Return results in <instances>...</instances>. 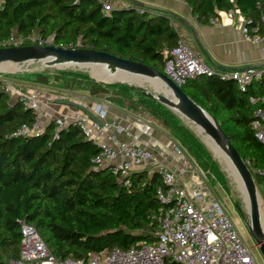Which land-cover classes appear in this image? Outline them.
Returning <instances> with one entry per match:
<instances>
[{"label":"trees","instance_id":"obj_1","mask_svg":"<svg viewBox=\"0 0 264 264\" xmlns=\"http://www.w3.org/2000/svg\"><path fill=\"white\" fill-rule=\"evenodd\" d=\"M184 1L200 25L217 19L222 12L236 10L246 20L249 33L263 30L259 18L264 13V0ZM11 31L36 33L55 46L77 45L108 52L159 72H163L165 51L179 38L164 15L153 16L134 8L112 9L104 15L101 3L94 0L78 4L73 0H2L0 42ZM14 75L8 76L17 85L30 80L37 89L52 85L85 92L90 98L110 95L133 101L139 96L155 107L153 114L202 169L210 172L213 167L193 133L167 108L152 106L155 102L136 88L103 83L71 70L35 71L22 74V79ZM180 88L217 121L247 164L255 184L263 183L254 172L264 168V145L254 138L250 124L254 110L264 109V100L260 101L264 98V76L243 92L235 81L221 79L218 74L196 78ZM36 117L34 110H24L7 94L0 82V264L18 258L22 220L37 230L57 260H86L91 253L115 246L127 250L140 243L153 244L159 228L154 216L161 207L155 195L162 186L160 177L141 169L131 172L129 186H123L110 166L100 167L92 161L99 146L73 124L61 129L57 137L54 119L39 135H12Z\"/></svg>","mask_w":264,"mask_h":264},{"label":"built area","instance_id":"obj_2","mask_svg":"<svg viewBox=\"0 0 264 264\" xmlns=\"http://www.w3.org/2000/svg\"><path fill=\"white\" fill-rule=\"evenodd\" d=\"M80 1L73 0L74 4ZM101 5L104 15L113 9L107 3ZM242 19L241 33L245 39L250 40L246 20L243 17ZM209 23H217V19L212 18ZM259 24L264 30V13L259 18ZM48 44L51 43L42 40L36 33L23 35L16 31H11L9 36L0 42L1 47ZM58 47L78 48L77 45ZM163 74L178 87L199 77L218 74L221 79L235 81L243 92L255 79L264 75V70L243 68L225 72L214 71L200 61L178 38L176 45L165 51ZM0 82L3 90L20 102L24 110L39 108L42 100L37 89L23 91L22 87L3 76H0ZM250 100L256 101L252 98ZM95 116L99 122L91 121L79 110L68 117L56 118L54 135L57 137L58 132L68 124L77 126L88 140L99 146V153L92 161L100 167L110 166L114 174H119L118 181L125 187L130 184L128 176L133 170L143 167L146 163L150 164L148 174L156 173L162 183L155 194L161 205L159 213L154 216L159 226L155 233L156 241L153 244L140 243L127 250L115 246L110 250L91 253L86 260H57L50 254L37 230L22 220L19 221V256L10 260V264H258L252 256L251 248L242 242L220 200L206 184L213 178L209 171L202 168L196 170L186 161L180 167L170 169L161 153L122 143L115 135L110 137L108 142L97 143V136L108 129H113L116 134L129 135L134 129L146 134L151 130V125L139 118H134L125 125L116 124L107 120L103 108L96 110ZM250 126L254 138L264 145V109L254 110ZM43 129L36 117L32 124L21 125L12 135L29 137L39 135ZM173 150L176 154L183 151L178 142L173 144ZM117 158H120V161L114 163ZM254 173L262 178L264 184V168ZM190 175L197 177L195 183L184 181Z\"/></svg>","mask_w":264,"mask_h":264},{"label":"crops","instance_id":"obj_3","mask_svg":"<svg viewBox=\"0 0 264 264\" xmlns=\"http://www.w3.org/2000/svg\"><path fill=\"white\" fill-rule=\"evenodd\" d=\"M94 1L107 3L113 9L134 8L146 11L153 16H166L170 19V23L178 37L198 56L200 61L214 71H229L243 68L264 69V30L260 33L251 30L249 33L251 36L250 40L245 39L241 33L243 19L236 10L220 13L217 23L200 25L197 23L195 17L192 16L184 0ZM257 80L259 79H255L253 82ZM51 100L53 99L47 97L45 102H52ZM114 100H116L115 97L110 95H101L96 98H90L87 94L79 93L75 95V102L80 103L92 112L103 108L106 111L108 121H113L119 125L131 122L136 117V111L132 107H129V104L118 105L113 102ZM263 100L264 98L260 99L261 102ZM40 105V108L36 110V114L40 123H45L41 125L42 128L50 120L68 117L76 111L68 106L59 105L54 107L50 104H42V102ZM143 118H146L144 119L145 121L143 120L144 122L151 125V130L148 133L143 134L138 129H134L129 135H124L116 134L113 129H108L97 136V143L108 142L110 137L115 135L122 143L145 147L156 153H161L166 158V166L170 169H176L186 161L190 167L200 170L201 167L183 148L181 154L174 152L173 144L177 141L167 131L159 128L148 116ZM119 161L120 158H117L114 163ZM149 168H151L150 164L146 163L143 167L136 168L133 171L141 169L148 171ZM184 181L195 183L197 177L190 175Z\"/></svg>","mask_w":264,"mask_h":264},{"label":"water","instance_id":"obj_4","mask_svg":"<svg viewBox=\"0 0 264 264\" xmlns=\"http://www.w3.org/2000/svg\"><path fill=\"white\" fill-rule=\"evenodd\" d=\"M30 63H40L46 68L78 67L91 70L92 67H97L100 70L101 79L98 80L92 73L90 74L96 81L113 84L124 80L130 83L129 86L131 88L140 90L147 98L159 102L174 112L176 109L182 118L187 119L191 125L200 130L203 138H209L221 149L240 176L248 198L249 223L246 226L252 240L264 258V232L260 223L258 194L247 164L243 161L217 121L184 94L181 88L167 78L163 72H159L153 67L138 61H130L108 52L88 48H61L53 44L0 47V66L3 64H14L16 69L12 72H16L20 70L22 64ZM143 83H147L154 93L145 88ZM161 88H164V90L161 91ZM55 102L58 105L79 110L91 121L99 122L95 112L90 111L80 103L62 98ZM204 143L206 144L205 139Z\"/></svg>","mask_w":264,"mask_h":264},{"label":"rangeland","instance_id":"obj_5","mask_svg":"<svg viewBox=\"0 0 264 264\" xmlns=\"http://www.w3.org/2000/svg\"><path fill=\"white\" fill-rule=\"evenodd\" d=\"M16 67L10 68V69H0V76L7 78V80L11 81L13 78H10L8 75H17L18 79H22L20 76L25 73H31L35 71H43L48 70V72L53 73L54 71L58 70H71L76 71L80 73H84L87 75H92L98 78L96 74H93V70L86 69V68H78V67H68V68H46L42 66L40 63H30V64H22L20 66V70L16 72H12L15 70ZM14 75V76H15ZM16 78V77H15ZM100 79V78H99ZM22 81V80H20ZM29 82L23 80L22 84H19L18 86L22 87V90H30V89H37L33 84L28 80ZM13 83V82H12ZM14 84V83H13ZM115 85H121V86H129L130 83L126 82L124 80H120L117 82H114ZM17 86V85H16ZM143 86L145 88H148L149 91L152 93V88L147 84L143 83ZM39 92V98L42 100V104H50L52 106H59L56 104V100H59L64 97H68L69 100L75 101V95L76 94H87L85 92L80 91H69V90H60L59 88H56L52 85L43 86V88L37 89ZM50 96H53L54 99L51 100L52 102H45L47 97L50 98ZM144 96V95H143ZM146 97V96H144ZM147 98V97H146ZM116 100L113 102L117 103L118 105H125L129 104V107H132L134 111H136V117L139 119H146L143 117L148 116L150 119H152V122L156 125H158L159 128L164 129L169 133V130L167 128V125L156 115L153 114L152 110L155 109V107H151L149 105V101L144 100L141 97H135V100L133 101H126L124 99H120L115 97ZM149 99V98H148ZM151 100V99H149ZM153 105L154 104H160L159 102L152 100ZM152 104V103H151ZM162 105V104H160ZM41 106V105H40ZM163 107L167 108L166 106L162 105ZM40 108V107H39ZM38 108V109H39ZM37 109V110H38ZM152 109V110H151ZM170 110L169 108H167ZM36 112V110H34ZM177 118L179 124L185 126L189 131L193 133V135L196 137V139L205 147L207 153H208V162L213 165V169L216 170V173L212 170H210V174L213 176L212 179H209L207 181L208 186L211 188L212 193L220 200L226 214L228 215L230 221L233 223L235 229L237 230V233L239 234L242 242L245 246L248 248H251V253L254 258V260L258 264H264V258L260 254L258 248L256 247L254 241L252 240L246 224L249 223V216H248V205L246 204L244 200V195L239 187V183L233 176L232 172L229 169L228 164L220 157L218 156L211 144L208 142L206 138H203V134H201L199 131L196 130V128L191 125L187 119L180 117L178 114H176L174 111L170 110ZM145 121V120H144ZM151 123L150 121H148ZM48 123V122H47ZM45 123H40V125H44ZM204 139L206 141V144L204 143ZM256 185V184H255ZM256 191L258 194V201H259V207H260V214L261 217L264 219V184L263 183H257L256 185Z\"/></svg>","mask_w":264,"mask_h":264},{"label":"bare ground","instance_id":"obj_6","mask_svg":"<svg viewBox=\"0 0 264 264\" xmlns=\"http://www.w3.org/2000/svg\"><path fill=\"white\" fill-rule=\"evenodd\" d=\"M14 67H16V65H14V64H3V65L0 66V69H5V68L10 69V68H14ZM91 70H93V74H96V76L98 77L97 78L98 80H99V78L101 79V77H100V70L97 67H92ZM158 89H160V88H158ZM162 90H164V88H161V91ZM175 113L178 114L181 117L180 113L176 109H175ZM196 130L200 132L199 129L196 128ZM206 139L208 140V142L213 147L215 153L218 156H220L228 164L230 171L232 172L233 176L235 177V179L239 183V187H240V189H241V191H242V193L244 195V200H245L246 204H248V198H247L246 189H245V187L243 185V182H242L240 176L238 175V173L236 172V170L232 166L229 158L209 138H206ZM260 216H261V214H260ZM260 223H261V228H262V230L264 232V219L262 217H261V222Z\"/></svg>","mask_w":264,"mask_h":264}]
</instances>
